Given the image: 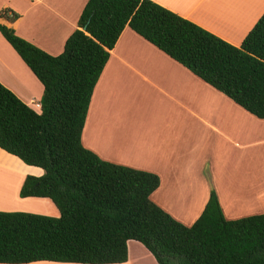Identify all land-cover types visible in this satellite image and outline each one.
Returning <instances> with one entry per match:
<instances>
[{
  "label": "trees",
  "instance_id": "1",
  "mask_svg": "<svg viewBox=\"0 0 264 264\" xmlns=\"http://www.w3.org/2000/svg\"><path fill=\"white\" fill-rule=\"evenodd\" d=\"M2 16L20 18L10 9ZM127 26L264 119V14L236 46L153 0H88L59 55L0 24L44 86L37 111L0 82V148L44 170L26 177L20 196L49 198L60 211H0V263L121 264L135 240L159 264H264V213L228 220L212 190L188 226L152 199L158 174L83 144L94 90Z\"/></svg>",
  "mask_w": 264,
  "mask_h": 264
},
{
  "label": "crops",
  "instance_id": "2",
  "mask_svg": "<svg viewBox=\"0 0 264 264\" xmlns=\"http://www.w3.org/2000/svg\"><path fill=\"white\" fill-rule=\"evenodd\" d=\"M153 1L236 46L264 14V0ZM87 2L0 0V24L15 29L46 52L59 55L78 28ZM5 9L19 13L20 18L11 21L2 16ZM33 75L0 31V82L40 111L43 93L39 88L30 90L38 83ZM102 122L106 136L110 133L104 148L96 140ZM82 141L104 160L158 174L161 184L152 199L188 226L201 216L212 190L217 192L228 220L264 213V119L129 26L111 51L96 85ZM0 169L13 177L5 181L0 174V211L60 215L49 198L20 196L26 177L43 175L42 168L0 148ZM242 195L245 199L239 203ZM8 197L12 203L6 201ZM170 198L182 200L185 213L190 215L184 216L170 206L166 201ZM131 241L129 259L121 264H131Z\"/></svg>",
  "mask_w": 264,
  "mask_h": 264
},
{
  "label": "rangeland",
  "instance_id": "3",
  "mask_svg": "<svg viewBox=\"0 0 264 264\" xmlns=\"http://www.w3.org/2000/svg\"><path fill=\"white\" fill-rule=\"evenodd\" d=\"M33 78H35V80H37V82L38 83H36V84H34L33 86H32V82L30 83V84H27V87H31V91H35V90H38V88H39V93H40V91H42V93H44V87H43V85H42V83L40 82V80L39 79H37V77H35V75H33ZM33 82H34V79H33ZM35 83V82H34ZM29 90V91H30ZM35 93H38V92H35ZM36 97H38V96H36ZM100 127H102V129L101 128H99L100 129V131H99V129H98V133L96 134L97 135V137L99 138V141H98V138L96 137V140H97V142H98V144H100V146L102 147V148H104V146L106 145V140L108 141V139H109V134L110 133H108V135L106 136V134L104 133V123L102 122V124H101V126ZM102 133H104V134H102ZM103 135V136H102ZM102 137H104V138H102ZM102 139L104 140V141H102ZM109 143V142H108ZM108 148H109V145H108ZM10 177H12V175H10ZM14 182V181H13ZM12 182V183H13ZM11 187V186H10ZM244 194V193H243ZM10 197H11V194H8ZM7 195V196H8ZM10 197H8V199H6V201H9L10 203H12V198H10ZM7 198V197H6ZM10 198V199H9ZM176 198H170V199H167L166 201L169 203V205L170 206H173L178 212H180V213H185L187 210H185L184 211V209L185 208H183V207H179L178 205H177V201L178 200H175ZM244 197H243V195H242V199L240 200V201H238L239 203L240 202H243L244 201ZM154 200V199H153ZM51 202V201H50ZM52 203V202H51ZM53 204V203H52ZM23 212H26V211H23ZM33 213V212H32ZM184 216L185 215H190L189 213H185V214H183ZM49 216H53V215H49ZM130 254H131V264H159L158 262H157V260L155 259V257H154V255L151 253V252H149L148 250H146L145 249V247L142 245V244H140L138 241H131V244H130ZM52 262V261H51ZM53 264H66V263H61V262H57V263H53ZM72 264H74V263H72Z\"/></svg>",
  "mask_w": 264,
  "mask_h": 264
},
{
  "label": "bare ground",
  "instance_id": "4",
  "mask_svg": "<svg viewBox=\"0 0 264 264\" xmlns=\"http://www.w3.org/2000/svg\"><path fill=\"white\" fill-rule=\"evenodd\" d=\"M101 129H102V127H100ZM99 131H100V129H99ZM101 132V131H100ZM102 134H104V133H102ZM103 136V135H102ZM96 137H97V135H96ZM98 138V137H97ZM102 138H104V137H102ZM98 141H99V138H98ZM102 141H104L103 139H102ZM0 174H2V178L5 180V181H7V180H11L12 181V178L13 177H10V173H8L7 171H3V169H0ZM1 197V196H0ZM1 199V198H0ZM177 205L179 206V207H183V205H182V200H178L177 201Z\"/></svg>",
  "mask_w": 264,
  "mask_h": 264
},
{
  "label": "built area",
  "instance_id": "5",
  "mask_svg": "<svg viewBox=\"0 0 264 264\" xmlns=\"http://www.w3.org/2000/svg\"><path fill=\"white\" fill-rule=\"evenodd\" d=\"M38 106H40V104H37Z\"/></svg>",
  "mask_w": 264,
  "mask_h": 264
},
{
  "label": "water",
  "instance_id": "6",
  "mask_svg": "<svg viewBox=\"0 0 264 264\" xmlns=\"http://www.w3.org/2000/svg\"><path fill=\"white\" fill-rule=\"evenodd\" d=\"M85 30V29H84Z\"/></svg>",
  "mask_w": 264,
  "mask_h": 264
}]
</instances>
